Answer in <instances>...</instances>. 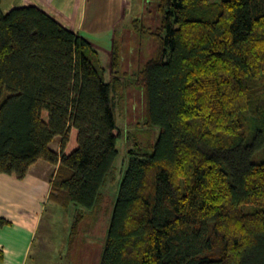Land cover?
<instances>
[{
  "label": "trees",
  "instance_id": "obj_1",
  "mask_svg": "<svg viewBox=\"0 0 264 264\" xmlns=\"http://www.w3.org/2000/svg\"><path fill=\"white\" fill-rule=\"evenodd\" d=\"M152 1L157 25L142 28L155 49L129 83L156 137L128 132L97 264H264V0ZM90 49L45 9L0 0V173L57 166L48 201L77 207L69 242L118 156L121 56L108 82Z\"/></svg>",
  "mask_w": 264,
  "mask_h": 264
},
{
  "label": "rangeland",
  "instance_id": "obj_2",
  "mask_svg": "<svg viewBox=\"0 0 264 264\" xmlns=\"http://www.w3.org/2000/svg\"><path fill=\"white\" fill-rule=\"evenodd\" d=\"M219 1V0H211ZM27 0H3L2 9L27 4ZM86 22L81 34L91 42L87 56L100 72L104 81H111L115 74L111 66L115 47L120 53V84L114 93L115 121L120 135L117 137L118 156L113 176L103 188L105 198L98 211L85 210V217L78 232L69 242L71 224L76 206L62 208L51 201L46 204L40 229L34 241L30 264H97L109 213L115 199L122 170L128 160V150L136 147V140L128 138L131 132L141 141H154L156 131L146 132L143 126L144 98L142 90L130 84L133 72L152 55L155 41L147 29L157 25L155 2L152 0H86ZM138 18V30L132 28V20ZM116 87V89H117ZM59 149V140L52 144ZM54 171V167L51 172ZM34 257H37L36 260Z\"/></svg>",
  "mask_w": 264,
  "mask_h": 264
},
{
  "label": "crops",
  "instance_id": "obj_3",
  "mask_svg": "<svg viewBox=\"0 0 264 264\" xmlns=\"http://www.w3.org/2000/svg\"><path fill=\"white\" fill-rule=\"evenodd\" d=\"M27 1V4L37 5L65 20L73 31L81 34L84 30L86 0ZM53 167L55 171L57 166L38 159L21 179L0 173V219L4 221L0 224V264H30L34 241L48 203Z\"/></svg>",
  "mask_w": 264,
  "mask_h": 264
}]
</instances>
